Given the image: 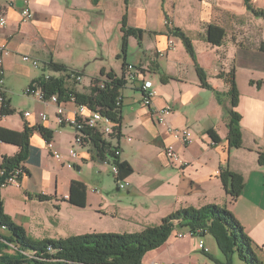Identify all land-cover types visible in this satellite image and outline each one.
Listing matches in <instances>:
<instances>
[{
    "label": "crops",
    "instance_id": "obj_1",
    "mask_svg": "<svg viewBox=\"0 0 264 264\" xmlns=\"http://www.w3.org/2000/svg\"><path fill=\"white\" fill-rule=\"evenodd\" d=\"M104 1L94 6L92 0H86L89 5L83 8L81 0H31L33 18L22 23L23 1L0 0V9L5 10L7 20L6 28L0 31V40L10 50L8 55L0 54V76L14 111L11 115H0V128L23 132L28 125L35 129L31 144L39 149V163H24L29 174H24L18 184L1 191L5 212L31 238L60 240L103 233L105 231L99 229L103 220L127 233L142 232L160 225L163 219L180 209L215 204L235 215L264 264V167L259 164L258 155L264 153V99L258 97L260 92L254 88L255 78H258L255 74L259 73L264 80V51L260 50L264 42V22L246 10L243 0H159L157 14L165 17L159 26L150 25L148 0H129L128 5L123 0L120 23L126 15L128 27L144 32L140 44L134 37L127 41V49L137 51V59L128 61L125 54L120 71L102 67L98 73L90 75V82L100 76L102 70L123 78L124 64H132L142 68L144 80L152 83L156 93L151 107L147 108L142 104L143 95L137 87L141 78L134 86L124 85L120 91L121 138L117 144L121 150L120 161L129 163L133 169V174L125 179L129 183L126 189L118 188L109 165L98 157L91 141L78 150L77 159L69 156L74 131L66 124H58L54 104L32 100L36 103L33 108L27 105L22 111L17 107L14 96L17 77L27 79L24 93L32 82L42 77V73L31 72L30 67L35 68L30 63H25L29 68L23 66L19 62H23L22 57L27 55L41 63L51 61L70 70L54 57L55 50L63 43L62 28L65 22H75L83 13H88L91 25L99 27L108 39V24L119 0ZM252 1L257 8L264 9V0ZM166 18L170 27L166 26ZM210 25L226 32L220 46L206 40V29ZM172 27L179 28L192 40L194 59L176 37V48L168 50V41L172 38L169 28ZM98 46L102 51L103 43L99 42ZM233 67L240 93L236 111L242 118L243 146L239 149L229 146L226 109L218 102L214 91L202 86L197 72V68L202 69L208 85L226 93L228 86L218 75L228 73ZM244 70L252 72L249 86L239 81V72L242 75ZM84 81L82 86L71 81L66 84L77 93L88 94L89 85ZM226 100L224 105L229 106ZM165 107H171L173 113L168 116L167 124L162 125L157 122V111ZM64 109L65 116L72 118L76 106L66 101ZM27 111L32 113L29 118L23 116ZM40 113L47 115V121L39 118ZM168 126L188 128L193 134L192 142L184 145L176 141L169 134ZM39 127L52 132L55 150L62 155V161L55 160L46 148L37 130ZM211 130L220 138L219 143L210 138ZM168 145H173L179 154L177 165L170 164L165 156ZM19 150L14 144L0 142V164L4 156H15ZM67 163H72L74 168H68ZM225 168L244 179L245 187L236 200L227 193L219 176L220 170ZM72 169L74 173L64 171ZM73 181L86 186L85 208L68 202ZM176 232L142 263H207L199 254L198 244L200 239L211 236L179 239L176 235L182 232ZM0 234L6 236L7 233L1 229ZM208 255L219 260L211 251Z\"/></svg>",
    "mask_w": 264,
    "mask_h": 264
},
{
    "label": "trees",
    "instance_id": "obj_2",
    "mask_svg": "<svg viewBox=\"0 0 264 264\" xmlns=\"http://www.w3.org/2000/svg\"><path fill=\"white\" fill-rule=\"evenodd\" d=\"M100 1L92 0V4L97 6ZM124 1L128 5L129 0ZM243 1L246 10L251 15L264 20V9L257 8L252 0ZM166 23L167 25L170 24L168 18H166ZM169 30L171 35L182 41L185 49L194 59L192 40L179 28L172 27ZM121 31L123 33L122 52L125 55L128 38L134 37L140 44L144 32L128 27L126 15L121 23ZM225 36L226 32L219 26L210 25L206 29V40L213 46H220ZM260 50L264 51V42L261 43ZM46 65L53 73L58 74L56 78L52 77L48 81H44L42 78L36 80L39 83L41 82L47 98L58 95L59 101H68L70 95H73L77 104L87 105L92 110L99 108L103 115L121 124L122 107L118 110L116 101L121 97L120 91L125 85L123 78L117 77L112 72L106 74L102 70L100 76L91 79V82L97 84L105 79V89L100 90L91 87L88 94H80L70 89L66 84L71 81L69 74L74 73L73 71L51 61L46 62ZM197 72L202 86L214 91L218 102L227 111L230 148H242V118L236 111L240 93L235 78V67L228 73L221 72L218 75V78L223 79L228 86L226 93H220L208 85L207 76L202 69L197 68ZM251 83L253 82L251 81ZM3 96L5 101L1 106L0 115H11L14 111L10 108V102L6 94H3ZM225 99L230 102L229 106L224 105ZM34 130L28 125L25 126L23 132L0 128V142L14 144L20 149L15 156H4L2 159L0 164V190L16 169L21 167L24 174H29V171L23 165L24 163H39V149L31 144ZM37 130L46 142L52 140L51 131L43 127H39ZM208 134L214 143L220 142V138L214 131L211 130ZM90 139L98 157L102 161L112 160V163L118 167L119 180H125L133 174V169L129 163L115 158L114 148L110 143L102 140L97 135H90ZM258 155L259 164L264 167V153L259 152ZM219 176L227 193L233 200L238 199L245 187L243 177L227 168L220 170ZM21 178L22 176H19V181ZM68 202L79 208L87 206V189L83 183L78 181L71 183ZM181 228H183L182 230L186 229L195 237L203 238L206 235L213 237L224 257V261H219L207 254L213 264H233L235 255L238 256L242 264H263L255 250L254 242L247 235L242 224L231 211L219 205L211 204L199 209H180L163 219L160 225L149 227L135 234H87L60 240H35L28 236L24 228L17 225L5 214L1 194L0 230H5L7 234L6 236L0 234V251H3L4 248L10 249L12 245L15 248V254L13 256L3 254L0 257V264H141L149 252L160 249L168 242L173 233Z\"/></svg>",
    "mask_w": 264,
    "mask_h": 264
},
{
    "label": "built area",
    "instance_id": "obj_3",
    "mask_svg": "<svg viewBox=\"0 0 264 264\" xmlns=\"http://www.w3.org/2000/svg\"><path fill=\"white\" fill-rule=\"evenodd\" d=\"M23 7L20 10V17L22 23H28L33 18V12L31 10V0H22ZM7 26V20L5 17V10L0 9V31L5 29ZM172 38L168 41V50H174L176 48L175 39L173 35ZM10 50L7 45L0 40V54L1 56L8 55ZM162 56V54H161ZM22 60L24 63H30L35 69L42 70V80L48 81L52 77L56 78L58 74L53 73L52 75H46V71L50 70L49 67L41 63L39 60L32 58L30 56H23ZM70 80L75 82L76 84H80L83 82V75L81 73H70ZM2 76V75H1ZM144 72L142 68L128 64L124 68L123 80L125 85L134 86L139 78H141V82L137 86L138 89L142 92L143 95V106L150 108L152 105V100L155 97V91L153 90V85L150 81H146L143 78ZM41 81V80H40ZM106 86V80L102 79L99 83L95 84L90 82L89 88H98L100 90H104ZM3 94H6V90L4 87V79L0 77V105L2 106L5 98ZM25 94L27 97L43 103V104H54L57 108V122L59 125H68L74 131L72 146L69 150V156L72 159H77L78 150L90 143V135H97L102 140L110 143L114 148V156L117 159H120L121 150L118 146V141L121 138V124L116 121L111 120L109 117L103 115L100 109L92 110L87 105H79L76 103L73 95H70V99L68 101L73 102L76 106V111L72 118L65 116L64 103L66 101H59L58 95H52L48 98L45 95L44 89L42 88L41 82L34 81L30 84ZM122 107V97H119L116 101V108L119 110ZM173 113V109L171 107H165L157 111V122L162 125L167 124V118ZM23 116L25 118H29L32 116L30 111L24 112ZM39 118L45 122L47 121V115L44 113L39 114ZM169 134L176 140L181 142L184 145H188L192 142L193 134L188 128L177 129L171 126H168ZM46 142V141H45ZM46 148L51 152L53 158L57 161H62V155L55 150V145L52 140L46 142ZM165 156L168 162L172 165H177L180 161L179 154L175 150L173 145H168L165 148ZM111 169V174L118 186L119 189H126L129 186V183L126 180H119V169L118 167L112 163V160H105ZM68 168H74L72 163H67ZM23 169L20 167L16 169L14 173L6 180L5 184L2 187H7L10 185H16L19 183V176H23ZM179 239H186L189 237H195L190 232H182L176 235ZM12 249H15L12 245L10 246ZM198 249L204 253L209 254V249L205 246L202 240L199 241ZM3 251H0V257L3 256ZM144 264V263H141ZM149 264H167L161 262H153Z\"/></svg>",
    "mask_w": 264,
    "mask_h": 264
},
{
    "label": "rangeland",
    "instance_id": "obj_4",
    "mask_svg": "<svg viewBox=\"0 0 264 264\" xmlns=\"http://www.w3.org/2000/svg\"><path fill=\"white\" fill-rule=\"evenodd\" d=\"M158 2L159 0H148L149 17L152 16L150 18V25L155 24L159 26L163 24V21H165L164 15L162 16L163 18L162 19L157 14V12H159ZM116 3L117 4L114 5L113 10H112L113 18L110 21V24H108V26H110L109 33L108 34L106 33L108 35V39H106V35L105 37L103 36V34L100 32L101 29H99V27L91 25L90 20L87 17L88 13H85L86 15L83 13L81 18L77 21L75 20V22L74 20H72V23L65 22L64 27L62 28L63 43L55 50L54 57L57 61L64 63L68 67H70L71 71L76 72V73H81L84 77L83 81L85 80L84 84L86 86L90 84V75L98 73L102 67H105L107 70H115L118 72L120 71V67L122 66V63L124 60V54L122 52L123 34L121 32L120 21H121L122 13L124 11V6H123V0H119ZM88 5L89 4L86 2V0H81V6L83 8H86ZM134 18L135 17L133 15V19ZM260 21L264 22L263 19H260ZM169 25H166V26H169ZM69 26L70 28L68 29ZM99 42H102L104 45V48L102 51L99 50L101 49L98 46ZM126 56H127L128 61H135L137 59L138 54H137V51H134L133 49L129 48L128 52L126 53ZM19 62L23 66L29 68L21 60ZM30 70L34 74L42 73L41 69L38 71L37 70L35 71V69L30 67ZM52 74L53 73L51 70L46 71V75H52ZM240 74L241 72H239V81H242L244 85L249 86L250 83L248 82V80L250 79L252 72L244 70L242 71V75ZM255 76L258 78H255L257 80H256V85L254 86V88L258 93L260 92V95L258 97L264 99V84H263L264 80L263 79L261 80V77H260L261 75L259 73L255 74ZM13 80H14V77H13ZM71 83H73L74 85H77L75 82H71ZM26 84H27V79L25 78L19 79L17 77V80L15 81V87H16V90H15L16 92L14 94L15 103L17 107L21 109L22 111L26 109V107L28 106L30 108H33L36 105V103L32 101L33 99L28 98L24 93ZM82 85H83V82L78 84V86H82ZM226 102H228V100H226ZM64 171L67 174L69 172H73V173L75 172L74 170L73 171L64 170ZM7 187H2L0 190V194H1V191ZM5 214L8 215L6 212ZM99 229L100 231H105V232L103 233L93 232V233H87V234L126 235V234L140 233V232L127 233L122 228H119L118 226H114L105 220L100 222ZM182 229L183 228L180 229L181 232L183 231H185V233L188 232L186 229L184 230ZM176 231L175 233H173L174 236L177 233ZM87 234H84V235H87ZM200 240L204 242L205 246L209 249V251H211V253H214L216 255L217 259H219L220 261H224V257L221 251L219 250L213 237H208L207 239H200ZM3 252L5 255H11V256L15 254V250L12 249L11 247L10 249L4 248ZM151 252H149L144 257L143 260H147ZM199 254L203 258V260L204 259L207 260V263H200V264H213L210 261V258L208 257V255L202 253L201 251ZM233 264H242V262L239 260L237 255L234 256Z\"/></svg>",
    "mask_w": 264,
    "mask_h": 264
},
{
    "label": "bare ground",
    "instance_id": "obj_5",
    "mask_svg": "<svg viewBox=\"0 0 264 264\" xmlns=\"http://www.w3.org/2000/svg\"><path fill=\"white\" fill-rule=\"evenodd\" d=\"M32 83H33V82H32ZM32 83H31V84H32Z\"/></svg>",
    "mask_w": 264,
    "mask_h": 264
}]
</instances>
